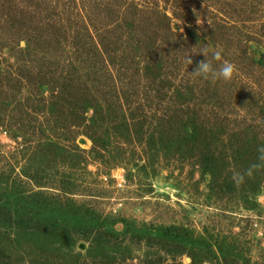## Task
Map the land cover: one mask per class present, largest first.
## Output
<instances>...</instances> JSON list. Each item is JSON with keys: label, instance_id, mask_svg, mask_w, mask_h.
<instances>
[{"label": "rangeland", "instance_id": "rangeland-1", "mask_svg": "<svg viewBox=\"0 0 264 264\" xmlns=\"http://www.w3.org/2000/svg\"><path fill=\"white\" fill-rule=\"evenodd\" d=\"M261 145L264 0H0V264H264Z\"/></svg>", "mask_w": 264, "mask_h": 264}, {"label": "clouds", "instance_id": "clouds-1", "mask_svg": "<svg viewBox=\"0 0 264 264\" xmlns=\"http://www.w3.org/2000/svg\"><path fill=\"white\" fill-rule=\"evenodd\" d=\"M192 55H202L204 59L200 61L197 66L194 68L191 75L193 77H199L204 80H222L227 83L231 81L236 72V66L224 60L218 66H214L213 62L207 59L208 49L207 47L202 48L199 53H189L185 56V62L188 65L193 63L191 56ZM212 60L219 61L221 60V53L219 51L215 52L212 56ZM264 170V145H261L257 148V159L255 162L251 163L246 169L238 171L233 169L232 179L237 184H243L246 178H252L255 173Z\"/></svg>", "mask_w": 264, "mask_h": 264}, {"label": "trees", "instance_id": "trees-1", "mask_svg": "<svg viewBox=\"0 0 264 264\" xmlns=\"http://www.w3.org/2000/svg\"><path fill=\"white\" fill-rule=\"evenodd\" d=\"M127 58H128V57H127ZM127 60H128V59H127ZM74 95H75V94H74ZM74 95H73V96H74ZM73 96H72V97H73ZM85 107H88V105L86 104ZM94 109H95V108H94ZM93 141H94V140H93ZM94 143H95V141H94ZM103 143H105V142H103ZM95 144H96V143H95ZM99 147H100V149H101V148H102V149H105V150L107 149V147H105V145L102 144V143L99 145Z\"/></svg>", "mask_w": 264, "mask_h": 264}]
</instances>
